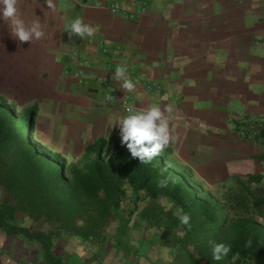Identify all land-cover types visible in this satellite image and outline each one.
Here are the masks:
<instances>
[{
	"label": "crops",
	"instance_id": "obj_1",
	"mask_svg": "<svg viewBox=\"0 0 264 264\" xmlns=\"http://www.w3.org/2000/svg\"><path fill=\"white\" fill-rule=\"evenodd\" d=\"M27 1L42 10L44 36L20 42L10 21H0V93L26 109L38 105L44 145L82 157L97 138L120 135V118L158 104L170 109L165 115L177 137L162 151L194 181L213 190L264 172L255 158L264 144L236 129L244 117H264L258 90L264 89V0H118L116 12L111 0H53L51 9L45 0ZM77 17L95 29L91 37H69L65 23ZM120 65L134 90L115 78ZM241 103L244 114H232ZM30 245L10 264H47L41 246ZM94 251L78 263L62 257L70 264H123L115 246L109 260ZM171 253L151 246L136 259L170 264ZM136 262L131 256L124 264Z\"/></svg>",
	"mask_w": 264,
	"mask_h": 264
},
{
	"label": "trees",
	"instance_id": "obj_2",
	"mask_svg": "<svg viewBox=\"0 0 264 264\" xmlns=\"http://www.w3.org/2000/svg\"><path fill=\"white\" fill-rule=\"evenodd\" d=\"M17 107L0 95L1 235L38 243L47 264H70L56 254L57 238L68 234L82 244L98 243L100 249L109 243L113 218L146 202L138 218L147 225L145 232L171 248L173 264H264V194L252 188L264 175L234 178L240 192L213 199L212 190L195 182L191 172H181L183 181L166 165L169 152L141 163L117 134L97 138L68 164L39 135L34 143L38 105L25 109L29 114ZM243 126L247 124L237 122L236 129ZM242 132L245 138L251 135ZM254 140L263 144L264 129ZM256 158L264 162V154ZM184 214L190 217L187 225L180 220ZM26 216L43 223V229L23 225ZM126 227L115 246L123 256L130 253ZM213 241L231 246L219 261L212 258Z\"/></svg>",
	"mask_w": 264,
	"mask_h": 264
},
{
	"label": "rangeland",
	"instance_id": "obj_3",
	"mask_svg": "<svg viewBox=\"0 0 264 264\" xmlns=\"http://www.w3.org/2000/svg\"><path fill=\"white\" fill-rule=\"evenodd\" d=\"M27 2V8H25L22 4V0H18L17 2V8H18V12L19 15L22 19L25 20V17L28 16V20L27 22L30 24L32 21L39 19L40 22H42L43 18L42 15H40L42 12L41 9L38 10L37 7H33L34 2L28 3ZM0 21H3L2 19H0ZM8 22V21H7ZM35 40V39H34ZM106 51V49H105ZM75 57L79 58V53L75 54ZM83 73V72H82ZM5 78H2L1 81L3 82ZM1 86V85H0ZM264 90L262 87L259 88L258 90ZM0 95L6 97V99L8 100L9 104H14L11 100V97L0 93ZM18 105L17 110L19 111H25L26 114H29V112L27 110H25L26 105L21 104L19 105V103H16ZM234 103H232L233 105ZM240 104H236L235 107L237 110H233L232 114H236V115H243V109L244 104L241 103ZM241 106V109H238V107ZM30 108V107H29ZM244 124L246 123L247 126L246 127H242L243 130L247 129L249 131H251V135L250 137H252V140L254 139L255 135H259L260 131L262 129H264V117L263 116H254V117H250L247 116V119H245V117L243 118V120L241 121ZM233 125V123H232ZM36 133L35 135L33 134V136H35V138H33L34 143H38L36 140V135L38 134L37 131V125L35 126V130ZM40 138V137H39ZM264 144V141H262ZM53 143H50V145L47 146H52ZM59 145L55 144L54 147L52 148V150L59 152ZM85 152V151H84ZM263 155V154H261ZM258 155V156H261ZM81 157L78 158H68V164L71 162H75L78 159H80ZM256 158V156H255ZM262 162V161H261ZM167 166L173 170L176 173H179L182 176V180L185 181V176L183 174H181L178 169L177 166L175 165L176 162L171 161V159H167L166 162ZM263 171L264 169H260V171ZM259 174V173H258ZM262 175H264L263 173H260ZM239 178V177H238ZM241 180L245 181L247 180V176L244 178H240ZM67 180V178H66ZM65 179H63V183L68 184V181H66ZM195 182H197L195 180ZM240 184L237 183L236 179H233L231 182L222 185L220 187H217L215 189L212 190L211 192V196L212 198H220V197H228L231 193L235 194V193H239L240 192ZM253 191L256 194H264V180L260 185H253L252 186ZM208 190V189H207ZM2 199V194H0V200ZM146 204L141 202V205L139 207V209L136 211V209L134 208V206H130L129 208H125L123 213L121 215L115 216L113 218V224H112V228L110 230L111 233V238L109 240V243L107 244V246H104L102 248H100L98 250V248L100 247V245L98 243L96 244H92V245H88V244H82L79 243L77 241H75L70 235L68 234H63L61 235L59 238H57L55 240V251L58 255H61L63 257H65L66 259L74 262V263H78L82 260H85L86 258H91V250L93 249L94 253L97 256L98 253V258H101V260H103V258H105V260H109L110 258H112V247L118 245L117 243L119 242V240L121 239V235L124 233L123 228L125 227V225H127L126 229H125V234L124 236L126 237V239L128 240V246L130 247V253H128L127 256H123L121 255V252L115 256V260L119 261V263H123L127 262L128 259L131 258L132 256V261H137L136 263L138 264H142L140 261H143L142 259H136L139 255H137L136 253H140V250H142V248L144 249H148L151 246H157L160 245L159 242H156L155 237L153 236V234H151L152 232H145L147 230V225L143 222L140 221V219L138 218V215L141 211V208ZM140 221V222H138ZM264 221V220H263ZM23 225L31 227V228H41L43 229V223H38V222H34L32 221L28 216H26L23 219ZM120 226L122 227V229L120 228ZM123 231V232H122ZM156 242V243H155ZM25 252L27 251L28 248H33V245H30V242H25L24 240H22V238L17 237H6L0 234V264H10L13 260H17L19 258V256L21 255L22 251ZM96 247H98L96 249ZM98 250V252H97ZM97 252V253H96ZM17 256V257H16ZM22 256V255H21ZM95 256V257H96ZM85 257V258H84ZM124 261H121V260ZM88 260V259H87ZM172 261V260H171ZM174 261H172L170 264H173Z\"/></svg>",
	"mask_w": 264,
	"mask_h": 264
},
{
	"label": "clouds",
	"instance_id": "obj_4",
	"mask_svg": "<svg viewBox=\"0 0 264 264\" xmlns=\"http://www.w3.org/2000/svg\"><path fill=\"white\" fill-rule=\"evenodd\" d=\"M17 2L18 0H0V19L10 21V33L14 39L20 42L41 39L44 36V30L40 20H34L30 24L26 23L19 15ZM45 2L48 8H53V0H45ZM64 27L69 37L72 34L80 37H91L95 31L93 27L83 23L79 17L66 22ZM125 73L126 66H117L115 78L123 79L122 87L132 91L135 84L125 76ZM127 109L130 111V108ZM165 111H170V109L162 110L157 104L125 115L118 120L121 142L126 146L132 158H138L141 163H150L165 146L176 141L177 137L170 132L169 120ZM178 171L182 172L179 169ZM180 220L181 223L187 225L190 217L184 214ZM210 244L212 246V258L216 261L221 260L231 251V246L226 243L213 241Z\"/></svg>",
	"mask_w": 264,
	"mask_h": 264
},
{
	"label": "built area",
	"instance_id": "obj_5",
	"mask_svg": "<svg viewBox=\"0 0 264 264\" xmlns=\"http://www.w3.org/2000/svg\"><path fill=\"white\" fill-rule=\"evenodd\" d=\"M111 1H112V6L110 7V9L112 12H116L118 10V8H117V1L118 0H111ZM136 15H138V14H134L132 16L134 17ZM127 110H129V109H127Z\"/></svg>",
	"mask_w": 264,
	"mask_h": 264
}]
</instances>
